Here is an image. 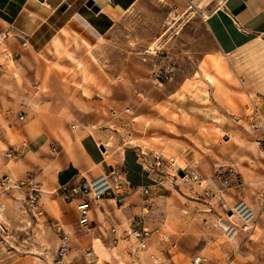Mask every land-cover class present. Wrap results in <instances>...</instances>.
Masks as SVG:
<instances>
[{
    "label": "rangeland",
    "instance_id": "obj_1",
    "mask_svg": "<svg viewBox=\"0 0 264 264\" xmlns=\"http://www.w3.org/2000/svg\"><path fill=\"white\" fill-rule=\"evenodd\" d=\"M221 1L138 0L101 36L83 28L62 31L61 41L54 38L58 50L49 44L34 54L33 67L23 62L30 57L18 64L19 57L1 41L0 74L10 83L8 96H16L17 120L27 107L37 110L36 119L42 121L37 106L22 98L38 96L35 91L69 92L71 106L82 105V112L94 115L89 124L75 118L64 122L80 129L88 125L86 141L105 172L93 180L96 186L108 183L111 167L123 177L130 157L144 178L139 183L148 189L144 195L133 193L120 211L111 200L121 220L113 237L142 212L143 202L149 204L143 218L151 231L146 248L132 250L125 237L116 242L107 237L110 227H95L100 219L79 226L75 208L50 193L56 185L44 182L38 160L17 179L10 173L12 161L26 157L35 163L55 141L42 147L38 133L3 130L0 180L11 178L8 189L0 187L3 264H194L197 255L199 264H264V46L247 49L241 57L217 51L204 19ZM209 54L224 61V73L206 63ZM218 88L221 95L216 96ZM250 143L254 148L244 151ZM26 172L42 189L39 202L52 206L49 218L45 208L36 217L24 206L22 190L14 185ZM248 183H255L257 196L248 222L252 227L244 229L240 221L225 230L220 218L232 213L231 205L250 204Z\"/></svg>",
    "mask_w": 264,
    "mask_h": 264
},
{
    "label": "crops",
    "instance_id": "obj_2",
    "mask_svg": "<svg viewBox=\"0 0 264 264\" xmlns=\"http://www.w3.org/2000/svg\"><path fill=\"white\" fill-rule=\"evenodd\" d=\"M89 2H92L98 10L93 11L88 7L87 4ZM136 2L138 0H0V32L7 34L5 36L4 46L13 55L19 57L16 60L18 64H21V58L23 56L30 57V60L23 59V62L26 61L27 66L33 67L35 60L32 57L34 54L43 51L49 44L51 48L52 41L58 40L54 39L55 37H58L61 41L62 31L83 28L91 35L101 36L113 25L115 20L132 8ZM62 5H65L64 10H60ZM108 6L119 11L114 15L108 12L106 9ZM204 23L217 42V51L223 55L241 57V52L247 49L264 46V0H222L205 17ZM5 48L1 49L0 47V52H4ZM9 85V81L7 82L2 77V74H0V104L3 101L4 106L0 107V133L3 130L7 132L19 128L28 135H36L30 129H33V126L36 127L41 124V121L36 119L38 116L34 114V111L37 110L32 107V110L26 107L24 109L26 115L19 114L22 115V118L17 120V99L15 95H12V97L8 96L10 93L9 88L11 87ZM44 99L50 116L54 115L52 112L53 109L64 108L61 116L66 118L65 120L64 118L62 119V125L69 129L67 134L73 139L71 140L72 151L68 152L64 150L63 143L53 134L48 133L47 140L43 141L40 138L41 133H38L37 136L41 139L42 147L51 138L55 143L49 144V154L46 156L41 157L37 155L39 158L35 160V163L29 159L26 160V157L20 158V173L27 167L29 168L37 164L38 160L44 168L41 174L45 177L44 182L47 184L54 183L56 185L50 193L61 199L58 195V188L61 185L75 184L81 177L93 181L105 172L101 164L97 161L94 148L86 141V138H90L89 133L85 131L88 125L80 129L74 125L69 127L67 122H64L67 119L72 121V118H75L78 122L89 124L94 118V115L86 114L84 111L82 112L80 106L77 104L71 106L70 101H73L74 98L70 97L69 92H67V96L65 93H56V96L51 95ZM260 100H262V103L264 102V95L260 97ZM78 101H80V98H78ZM35 120H38V122ZM45 132H47L46 129ZM92 137L97 139L96 134H92ZM7 140L8 142H12L10 137H7ZM3 142L0 141V148ZM96 144L99 145L100 142H96ZM51 147H54L56 152H52L50 150ZM28 155H32V153ZM128 158L126 166L130 169L124 173L123 178L136 187H147L139 183L143 182L144 178L141 177L143 180L140 178L142 174L138 172V162L134 158ZM90 160L93 163L96 161L93 167L89 166V163H91ZM83 171H86V175L83 174ZM59 175L62 179L61 183L57 182ZM22 191H19L21 193L20 196L24 197ZM10 192L14 193L13 190H10ZM99 201L100 206L93 205L91 210V220L96 221L100 219L99 222L101 223V225L95 227L103 229L105 225L108 227L120 226L121 220L119 214L117 215L112 209L111 199L102 198ZM65 203L73 206L74 209V201ZM40 204L42 214L45 208V215L49 218L51 216L50 209L52 206L47 205L43 207L42 203ZM106 206L111 210L107 211ZM121 208L122 206L117 211H120ZM73 211L75 212V209ZM105 231V234L108 235L107 237H113L112 232ZM4 258L0 251V264L4 263L3 260L6 259Z\"/></svg>",
    "mask_w": 264,
    "mask_h": 264
},
{
    "label": "built area",
    "instance_id": "obj_3",
    "mask_svg": "<svg viewBox=\"0 0 264 264\" xmlns=\"http://www.w3.org/2000/svg\"><path fill=\"white\" fill-rule=\"evenodd\" d=\"M1 38V37H0ZM20 119L22 115L19 116ZM264 126V125H263ZM52 152H56L54 147H51ZM9 155V154H8ZM108 183H103L96 186L92 180H88L85 177H81L75 184H64L58 188L59 197L65 202L74 201V208L77 213V224L81 227L90 224L91 210L93 205L100 206L99 200L107 198L117 202L119 206H122L128 199V197L137 192L142 195L148 192L147 187H136L131 182L125 180L118 169L111 167L108 175ZM10 180L5 176L0 180V187L8 189L10 185L7 184ZM100 183V182H98ZM15 188L23 190L24 193V206L34 215L39 216L42 214L40 207L38 206L39 195L41 189L34 181V177L30 173H25L23 179L16 180ZM107 195V197H105ZM238 205L244 211V223H248L253 215L250 212V208L245 202H239ZM149 204L146 202L142 203L141 213L135 216V220L129 221L127 228H124L118 235L120 238L125 237L128 241H131L130 248L132 250H144L146 243L150 237V229L146 226L143 214L148 211ZM231 227V226H230ZM111 232H116L115 227H110ZM231 231V230H230ZM230 231H228L230 233ZM228 233V234H229ZM231 237L234 233H230ZM118 236L112 237L110 240L116 242ZM68 234L63 232V239L67 240ZM61 247V251H62ZM133 252V251H131ZM202 261V257L195 256L193 259L194 264H199Z\"/></svg>",
    "mask_w": 264,
    "mask_h": 264
},
{
    "label": "bare ground",
    "instance_id": "obj_4",
    "mask_svg": "<svg viewBox=\"0 0 264 264\" xmlns=\"http://www.w3.org/2000/svg\"><path fill=\"white\" fill-rule=\"evenodd\" d=\"M106 9L108 10V12H110V13H112L114 15H116V12L119 11L118 9H112L109 6ZM6 35H7L6 33L0 32V37H1L0 38V44L2 43L1 41H3V43H5L4 42L5 41L4 39H5V36ZM82 40L85 43L89 44L86 36L83 35L82 36ZM59 45H60V42L58 40H54L52 42V46H53L52 49H54L55 51H57L58 48H59ZM10 56H11V54H10ZM208 56L209 57H208L206 63L211 64L213 67H215L218 74L224 73L225 72V70H224V61L221 60L219 57L213 55V54H209ZM12 63H13V61H12ZM205 77H206L205 79H206L207 82L215 85L216 82H215V79L214 78H212L211 76H208V75H205ZM220 91L221 90H219V88L216 89V96L221 95V92ZM35 93L38 96H35V97L34 96H29L27 98H22V99L27 100L31 104H34L40 110L39 111V113H40L39 115H40V118H42L41 124L39 126H36V127L33 126V129L32 128L30 129L31 132L34 133V134H37V133L40 132L41 133L40 134L41 135L40 138H42L43 141H46L47 140V136L49 134H53L56 138H58L63 143L64 150H66L68 152L69 151H72V141L71 140H73V139H72V137H69L68 136L67 133L69 132V129L65 128L62 125L63 122L60 121V118H59V117H61L62 113L64 112V108L63 107H60L58 109H53L52 112H53L54 115L50 116V114L48 113V109L45 106V102H44L45 101L44 98L50 96V94L48 93V91L47 92L35 91ZM80 108L82 110V108H83L82 105H80ZM35 121L38 122V120H35ZM262 124L264 125V123H262ZM45 129L47 130V132H45ZM250 144H252V145H249L248 144L247 147H244V151H246V149L248 151H250L249 150L250 148H254V146H253L254 143H250ZM242 147H243V145H242ZM104 149L105 150L104 151H101V152L103 154H106L107 153V148L105 147ZM172 151L173 150L171 148L168 149V152H172ZM20 161L21 160L12 161L10 163L11 165L9 167L10 173L16 179L18 178L17 176L20 174V168H21V165H20L21 162ZM88 163H89V161H88ZM95 164H96V161L94 163L91 161V163H89V166L90 167H93ZM83 174L86 175V171H83ZM245 175L247 177H249V175L247 173H245ZM7 178L9 180H11V178H9V176H7ZM97 180H98V178H97ZM94 181H96V179ZM226 197H229V198L232 199V196H230V195H226ZM245 199H247L248 202H250V204L252 205L251 206L250 204H247V205H249L248 206L250 208L249 210H250L251 214L254 217L252 207L255 206V204H254L255 203V200L257 202V196H256V191H255V183H253V184L252 183H248L246 185V187H245ZM238 202L239 201H237L235 204H232L231 205V208L229 209L232 212L231 214H226L225 215V218L224 217L223 218H220L222 220V223H223L222 225H223V228L225 230L227 229V226L228 225L231 226L230 224H232L234 226L238 225L240 223V221H243V219L245 217L244 216L245 213H244V211H242V208L238 205ZM37 204H38L39 207L41 206V204L39 202ZM242 225H244V227H243L244 229H247L248 227L249 228L252 227V225L249 224V223L242 222ZM234 226H233V228H234ZM234 231L237 232V230H234ZM129 246H131V241H129ZM95 248H96L97 251H99V252L101 251L98 243H96ZM197 257H201V256L200 255H197Z\"/></svg>",
    "mask_w": 264,
    "mask_h": 264
},
{
    "label": "water",
    "instance_id": "obj_5",
    "mask_svg": "<svg viewBox=\"0 0 264 264\" xmlns=\"http://www.w3.org/2000/svg\"><path fill=\"white\" fill-rule=\"evenodd\" d=\"M87 6L90 7L93 11H97V10H98V8H96L92 2H89V3L87 4ZM64 9H65V5H62V6L60 7V10H64Z\"/></svg>",
    "mask_w": 264,
    "mask_h": 264
}]
</instances>
